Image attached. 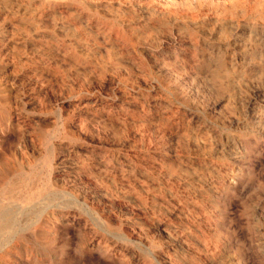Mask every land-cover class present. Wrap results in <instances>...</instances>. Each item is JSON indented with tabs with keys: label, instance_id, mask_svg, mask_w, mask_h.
I'll list each match as a JSON object with an SVG mask.
<instances>
[{
	"label": "rangeland",
	"instance_id": "374dc122",
	"mask_svg": "<svg viewBox=\"0 0 264 264\" xmlns=\"http://www.w3.org/2000/svg\"><path fill=\"white\" fill-rule=\"evenodd\" d=\"M0 168V264H264V0H0Z\"/></svg>",
	"mask_w": 264,
	"mask_h": 264
},
{
	"label": "bare ground",
	"instance_id": "6f19581e",
	"mask_svg": "<svg viewBox=\"0 0 264 264\" xmlns=\"http://www.w3.org/2000/svg\"><path fill=\"white\" fill-rule=\"evenodd\" d=\"M122 29H123V28H122ZM127 32H128V31H127ZM128 34H129V33H128ZM128 34H127V35H128ZM128 36H129V35H128ZM1 126H3V125H1ZM3 128H4V127H3ZM44 161H45V160H44ZM44 161H43V162H44ZM46 165H47V164H46ZM0 169H1V168H0ZM3 173H4V172H3ZM2 178H3V177H2ZM4 178H5V177H4ZM27 181H28V180H27ZM31 181H32V180H31ZM36 181H37V180H36ZM5 182H6V181H5ZM11 184H13V183H11ZM31 184H33V183H31ZM47 184H48V183H47ZM6 185H7V184H6ZM8 185H9V184H8ZM26 185H27V184H26ZM22 186H24V185H22ZM2 187H3V186H2ZM5 187H7V186H5ZM29 187H30V186H29ZM32 187H35V186H32ZM25 188H26V187H25ZM1 189H2V188H1ZM39 189H40V188H39ZM5 190H6V188H5ZM5 190H4V191H5ZM28 191H29V190H28ZM35 191H36V190H35ZM37 191H39V190L37 189ZM5 192H6V191H5ZM9 192H11V191H9ZM9 192H7V193H9ZM33 192H34V191H33ZM15 193H16V192H15ZM28 193H29V192H28ZM25 194H26V193H25ZM39 194H41V193H39ZM32 195H34V194H32ZM32 195H31V196H32ZM1 196H3V195H1ZM28 196H29V195H28ZM28 196H27V197H28ZM3 197H4V196H3ZM24 198H26V197H23V199H24ZM36 198H37V197H36ZM30 199H31V198H30ZM5 200H6V199H5ZM4 202H5V201H4ZM6 204H7V203H6ZM1 208H2V207H1ZM11 209H12V208H11ZM5 212H6V211H5ZM12 212H13V211H12ZM1 213H3V212H1ZM1 213H0V214H1ZM5 214H6V213H5ZM10 214H12V213H10ZM1 215H2V214H1ZM6 215H8V214H6ZM3 217H4V216H3ZM6 217H7V216H6ZM10 217H11V216H10ZM14 218H15V217H14ZM10 220H11V219H10ZM10 220L8 219V220H4V221H3V219H2V221H0V228L10 227L11 224H15V223H11ZM10 228H13V226H11ZM10 228H9V229H10ZM93 243H94V242H93ZM96 247H97V246H96ZM100 247H101V246H100ZM102 250H103V249H102ZM100 251H101V250H100ZM101 252H102V251H101Z\"/></svg>",
	"mask_w": 264,
	"mask_h": 264
}]
</instances>
